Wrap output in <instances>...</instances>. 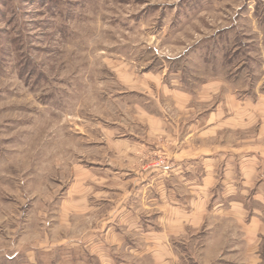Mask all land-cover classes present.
Masks as SVG:
<instances>
[{
	"label": "rangeland",
	"instance_id": "374dc122",
	"mask_svg": "<svg viewBox=\"0 0 264 264\" xmlns=\"http://www.w3.org/2000/svg\"><path fill=\"white\" fill-rule=\"evenodd\" d=\"M161 120L194 122L199 149L264 152V0H0V264L80 263L63 241L123 190L96 184L128 168L109 146L159 142ZM209 223L227 227L213 264L240 263L239 231ZM202 241L180 252L203 259Z\"/></svg>",
	"mask_w": 264,
	"mask_h": 264
},
{
	"label": "crops",
	"instance_id": "0c3cea01",
	"mask_svg": "<svg viewBox=\"0 0 264 264\" xmlns=\"http://www.w3.org/2000/svg\"><path fill=\"white\" fill-rule=\"evenodd\" d=\"M161 121L150 131L163 141H115L109 146L128 168L107 166V177L95 182L118 181L123 190L99 192L98 197H108L103 198L107 208L74 242L66 240L61 246L79 252L78 264H213L228 255L220 247L227 242V227L211 226L214 218L231 221L239 231L237 243L250 246L236 254L238 264H264V152L259 147L199 149L194 122L180 136L177 126ZM153 149L166 161L161 169L147 166ZM246 201L255 206L248 208ZM81 202V216L94 213L93 206ZM197 236L204 240L203 259L179 249Z\"/></svg>",
	"mask_w": 264,
	"mask_h": 264
}]
</instances>
